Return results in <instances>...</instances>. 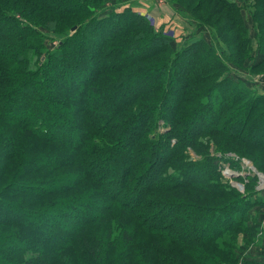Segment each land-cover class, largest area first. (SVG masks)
Segmentation results:
<instances>
[{"label":"trees","instance_id":"trees-1","mask_svg":"<svg viewBox=\"0 0 264 264\" xmlns=\"http://www.w3.org/2000/svg\"><path fill=\"white\" fill-rule=\"evenodd\" d=\"M165 1L200 30L182 45L111 0H0V264H264L237 245L264 191L216 163L264 172V93L231 77L264 79V0Z\"/></svg>","mask_w":264,"mask_h":264},{"label":"rangeland","instance_id":"rangeland-1","mask_svg":"<svg viewBox=\"0 0 264 264\" xmlns=\"http://www.w3.org/2000/svg\"><path fill=\"white\" fill-rule=\"evenodd\" d=\"M248 1L253 2L252 0H248ZM248 3H246V4L248 5ZM116 5H118V6H116ZM105 7H109V9H107V10H110L112 8H117L116 11H118V12H123L126 7H130L132 9V11L135 12L137 15H139L140 17L142 16L143 18L147 19V21L150 23V25L154 29L161 31L163 33H166L168 36L173 37L174 43L179 44V45H182L184 43V41H186L190 37L194 36L195 33H198V31H200L199 29L197 30L196 24H194L193 20H191L190 18H187L185 16L183 17L180 14L176 13L174 9H171L170 4H168L165 0H123L120 4H117L116 0H111V2H108L105 4ZM251 10L252 9L250 8L249 10L244 11L243 16L245 17L246 26H247V29L249 30L248 31L249 37L252 38L254 36V30H252L250 16H248V14H249V12H251ZM70 33L68 32L67 34H70ZM99 33L102 35L104 32L99 31ZM49 37H52V40H46L44 42L46 48L49 50L50 49L52 50V48L54 46H56L59 39L64 38V36L59 37L56 35L55 36L50 35ZM93 43H95V42H93ZM221 46H223V45H221ZM85 48H88L87 50H89L91 52L94 50V48L91 47V45L85 44ZM223 49H226V47L223 46ZM202 57L207 58V55H202ZM92 67L93 66L91 64L86 65V70L80 71L79 76L80 77L85 76L88 73L89 68L92 69ZM236 74L237 75H233L231 77H233V78L236 77L240 80L244 79L246 82L249 83L250 87H254L256 91L264 93V79H256L257 78L256 76H253V75H250L247 73H243V74L236 73ZM79 76L77 75L74 78L78 79V78H80ZM130 80L133 83L135 81V78H131ZM76 81H79V80H76ZM139 81H143V77H140ZM75 84L78 86V82H75ZM91 99H93V97L90 94L87 95L86 98L84 99V104L89 105V107H91V105H90ZM52 113H55V112L52 111ZM56 122H54L53 124L58 125L59 123H56ZM62 122H64V121H62ZM64 123L69 125V122H64ZM59 130H60V128H59ZM65 132H66V134H65L66 136L69 135V131H68L67 127H66ZM257 136H259V135H257ZM71 138H74V136H72ZM118 149H119V152H122V150H123L122 147H119ZM211 153L213 155L212 150H211ZM189 154L193 159L196 158L191 150L189 151ZM236 157H237L236 160H233V159L226 160V159H221V158L219 160L228 163L231 167L233 166V168H235L239 172H243L246 174V172L248 171L251 174L256 175V176L248 175L246 179H243V178L239 177L238 175L231 177V180L233 182L242 183L243 187H245V190L247 188L246 186L248 184L249 178H254L255 179L254 189H255V185L258 181L257 174H260V175L262 174L264 176V172L259 171L257 169L256 164L252 159L242 158L240 156H236ZM217 162H218V160L216 161V163ZM108 168H112V165H108L107 163L103 162V165H100V169L98 171H96L95 177L98 178L99 180H103L104 173ZM223 180L227 181V180H225L224 176H223ZM18 186H20V185H18ZM235 186L232 184V186H230V187L235 188L236 191L239 192L238 189H240L239 188L240 185L236 184ZM260 196L261 195H258V197H260ZM176 214L175 215L169 214V216L173 219H174V216L177 217L178 222H176V227L180 228V231H183V230L187 231L188 230L187 228L191 229L192 226L195 228L203 227L205 225L206 219H207L206 223H209V221L211 219L209 217V215L206 213L204 215L199 216V217H194L193 216L194 214H191V212H188L187 210H184L182 213H180V215H176ZM251 215L255 216V212L252 211ZM256 215L259 217V220L262 222L264 220V207H262V209H259ZM61 218H62V216L60 214L57 216V212L50 211L47 214V216L43 217V219L40 218L41 220L39 221V223L40 222L46 223L47 221H55V220L57 221ZM255 218H256V216H255ZM35 219H37V218H35ZM35 219H33V220H35ZM182 219L185 220L186 222H183V223L179 222V221H182ZM68 220L69 221H67V222H72L73 219H72V217H70ZM190 223L192 226H190ZM36 225H38V224H36ZM256 230H258L256 236L251 240L249 239V244H250L248 247L249 249H246L247 246L244 245V244H246L247 241L243 242V238L246 236L245 235L238 236L237 245L239 247V250H241L239 254H243V256H244L245 253H248V255H249V254L255 252V250L258 251V249L259 248L261 249L262 247H263L262 250H264V246H263L264 244L262 241L264 238V225L262 224V226H261V224H260ZM50 238H54L53 241H56L55 237L50 236ZM36 252H38V249H36Z\"/></svg>","mask_w":264,"mask_h":264},{"label":"built area","instance_id":"built-area-1","mask_svg":"<svg viewBox=\"0 0 264 264\" xmlns=\"http://www.w3.org/2000/svg\"><path fill=\"white\" fill-rule=\"evenodd\" d=\"M219 156H220V154H217L216 155V157H219ZM224 158L227 159V160H231V159L236 160L237 159L236 155H234L232 153L231 154H226ZM217 163H218V168H219L220 173L223 174V176L225 177V180L228 181V183L230 184V186H232V184L234 186L236 184H239L240 187L239 186L238 187L240 189H238V191L241 194H244L245 193V187H243V184L242 183H239V182H233L231 180V177L232 176H235V175H238L239 177H241L243 179H246L248 175H252V176H256V175H253V174H251L248 171L246 172V174L243 173V172H239L238 170H236L235 168H233V166L231 167L228 163H226L224 161H221V160H219ZM226 172H229L231 174L228 175ZM257 176H258L257 177L258 178V181H257V183L255 185V191L257 193H261L262 191H264V176L262 174L261 175L260 174H257Z\"/></svg>","mask_w":264,"mask_h":264},{"label":"crops","instance_id":"crops-1","mask_svg":"<svg viewBox=\"0 0 264 264\" xmlns=\"http://www.w3.org/2000/svg\"><path fill=\"white\" fill-rule=\"evenodd\" d=\"M137 9V8H136ZM172 9V8H171ZM260 224L262 226V224L264 225V220L261 222L260 221ZM263 228V227H262ZM263 244H264V238H263ZM264 246V245H263ZM263 248V247H262ZM262 248L258 249V251L255 250V252L251 253L252 256H256L257 258H261L263 260L264 258V250H262ZM246 254V253H245Z\"/></svg>","mask_w":264,"mask_h":264},{"label":"bare ground","instance_id":"bare-ground-1","mask_svg":"<svg viewBox=\"0 0 264 264\" xmlns=\"http://www.w3.org/2000/svg\"><path fill=\"white\" fill-rule=\"evenodd\" d=\"M228 175H230L231 173H229V172H226Z\"/></svg>","mask_w":264,"mask_h":264},{"label":"water","instance_id":"water-1","mask_svg":"<svg viewBox=\"0 0 264 264\" xmlns=\"http://www.w3.org/2000/svg\"><path fill=\"white\" fill-rule=\"evenodd\" d=\"M75 28H72V30H74Z\"/></svg>","mask_w":264,"mask_h":264}]
</instances>
